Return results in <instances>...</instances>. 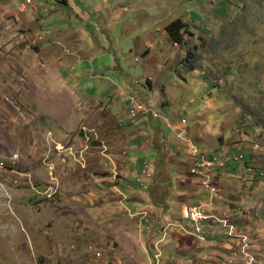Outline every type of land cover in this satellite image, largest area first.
Listing matches in <instances>:
<instances>
[{
	"label": "rangeland",
	"instance_id": "374dc122",
	"mask_svg": "<svg viewBox=\"0 0 264 264\" xmlns=\"http://www.w3.org/2000/svg\"><path fill=\"white\" fill-rule=\"evenodd\" d=\"M0 164V264H264V0L0 2Z\"/></svg>",
	"mask_w": 264,
	"mask_h": 264
},
{
	"label": "crops",
	"instance_id": "0c3cea01",
	"mask_svg": "<svg viewBox=\"0 0 264 264\" xmlns=\"http://www.w3.org/2000/svg\"><path fill=\"white\" fill-rule=\"evenodd\" d=\"M2 1H6V0H0V2H2ZM13 1V0H12ZM15 1V0H14ZM11 4H12V2H11ZM19 12V11H18ZM17 12V13H18ZM26 16V15H25ZM24 18V20H25V17H23ZM149 71L150 72H152L153 71V73H156L157 71H155V70H153V68L151 67V69L149 68ZM241 133H242V131H239V130H237V131H235V134H234V132H233V139L234 138H237V136H241ZM255 135V134H254ZM236 136V137H235ZM252 137H253V135H252ZM210 151H212V150H210ZM214 151V150H213ZM215 152V151H214ZM108 173V172H107ZM105 175H107V174H104V176ZM224 175H226V174H223V176ZM106 177V176H105ZM226 178H230L229 176H225ZM104 178V177H103ZM231 179V178H230ZM97 180H98V182H101V180H102V178L101 177H99V178H97ZM221 182H225V181H223V177L221 178ZM256 190V193H254V195H252V196H254V197H257V198H259V199H261V200H263L264 198H263V195H264V190L263 189H255ZM93 194H96V193H93ZM218 199H216L217 201H219V200H221V198L220 197H217ZM224 203H226V205L225 206H230V210L231 211H229V210H224L223 212H222V217H228L229 218V220L230 221H233L234 223V225L236 226V228H237V230H239L240 232H243V233H245V234H247L248 233V235H249V238H250V240L253 242V243H255L256 245L253 247V249H254V251H255V249H257L258 251H260V252H258L259 254H260V257H262V255H263V253H264V228H260V227H258L256 224H255V222H256V220L254 219V217L252 216L253 215V212L254 211H252L251 213H249L248 212V208H247V211L246 212H248V214H249V217H250V219H251V222H253L252 224L250 223V225H247L245 222H247L246 221V217L244 216V215H242V212L243 211H241V210H237L236 212H234L235 211V209H237V207H235V206H233V208H234V210H232L231 209V201H229V202H225L224 201ZM235 204V203H234ZM264 206V205H263ZM214 210H217V209H215V208H213V210L212 211H214ZM260 211H263L264 212V210H260ZM213 213H215L216 215H218L219 214V212H218V210L217 211H214ZM212 213V215L214 216V214ZM238 213H240V215H238ZM254 214H256V212H254ZM215 215V216H216ZM222 221V220H221ZM209 223V222H208ZM218 225L219 224V222H217L216 223V221H212V223L211 224H209V228H210V230H209V232L208 233H210L209 235L210 236H212V235H214L216 232H217V230H215V228L213 227V225ZM255 224V225H254ZM258 224H259V222H258ZM199 226H203V224H200ZM221 230V229H220ZM193 231L194 230H191L190 232L191 233H193ZM221 231H223V229L221 230ZM225 233L223 232V235H224ZM216 235V234H215ZM195 236V235H194ZM193 236V237H194ZM225 236V235H224ZM216 238V237H215ZM194 241H200V242H202V241H206L207 240V238H205V239H202V238H199L197 235L194 237ZM221 239V238H220ZM215 240V239H214ZM206 243H209V244H211V245H213L214 243L212 242V241H210V242H206ZM221 243L222 242H217L216 243V246H219L220 248H221ZM226 245V247H228L229 249H228V251L232 248V249H234L235 248V244H234V242H233V239H230V238H228L227 236L225 237V239H224V246ZM230 253V252H229ZM226 257H228V256H226ZM223 258L224 259V261L227 263L228 262V260H229V258ZM206 260V259H205Z\"/></svg>",
	"mask_w": 264,
	"mask_h": 264
},
{
	"label": "built area",
	"instance_id": "2783aa9c",
	"mask_svg": "<svg viewBox=\"0 0 264 264\" xmlns=\"http://www.w3.org/2000/svg\"><path fill=\"white\" fill-rule=\"evenodd\" d=\"M29 2L30 1H28V3ZM135 99L136 98H132L133 101H135ZM136 101H138V100L136 99ZM149 113H151L155 118L158 116V115L156 116V114L154 112H149ZM0 165H3V164H0ZM181 217H182V220H184L185 222H189V223L193 224L194 231L191 234L195 235V236L197 235L199 238H202V239H204V237L202 236V233H200L201 232V226H199V225L202 222L206 221V220H211L212 218H217L216 216H213V215H207L203 211H201L199 208H195V207H185L182 210ZM219 221L220 222L224 221V226L222 227V229L225 228L227 230L226 231L227 236L230 239H232V238L238 239V244H239L238 234L240 232L237 231L236 226L233 223H229L226 220H222V221L219 220ZM170 226H173V224L170 223ZM228 227H230V229ZM234 231L237 232V233H235ZM248 239H249V237H248ZM245 240H247V239L244 238L242 243L245 242ZM250 244L252 245V241L251 240H250ZM243 247H245V245H243ZM237 254L238 253L235 250L232 251V255L233 256H236ZM247 255H249V254L247 253ZM251 258H252V256H251ZM154 262H155V264H160V255L159 254L154 255ZM247 264H250V262H248Z\"/></svg>",
	"mask_w": 264,
	"mask_h": 264
},
{
	"label": "trees",
	"instance_id": "16d2710c",
	"mask_svg": "<svg viewBox=\"0 0 264 264\" xmlns=\"http://www.w3.org/2000/svg\"><path fill=\"white\" fill-rule=\"evenodd\" d=\"M16 15H19L22 17L25 16L23 12H18ZM185 29H186V25L181 20H176L172 22L170 25L167 26L169 40L172 41L174 44L182 45L184 41L182 37L183 34L181 32H184Z\"/></svg>",
	"mask_w": 264,
	"mask_h": 264
},
{
	"label": "clouds",
	"instance_id": "9594fccd",
	"mask_svg": "<svg viewBox=\"0 0 264 264\" xmlns=\"http://www.w3.org/2000/svg\"><path fill=\"white\" fill-rule=\"evenodd\" d=\"M27 5H29L30 3H26ZM22 11V10H21ZM174 45H176V44H174Z\"/></svg>",
	"mask_w": 264,
	"mask_h": 264
},
{
	"label": "bare ground",
	"instance_id": "6f19581e",
	"mask_svg": "<svg viewBox=\"0 0 264 264\" xmlns=\"http://www.w3.org/2000/svg\"><path fill=\"white\" fill-rule=\"evenodd\" d=\"M238 159V158H237ZM0 166H3V165H0Z\"/></svg>",
	"mask_w": 264,
	"mask_h": 264
}]
</instances>
